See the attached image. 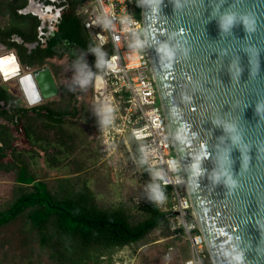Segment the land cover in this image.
I'll return each mask as SVG.
<instances>
[{"label": "water", "instance_id": "water-1", "mask_svg": "<svg viewBox=\"0 0 264 264\" xmlns=\"http://www.w3.org/2000/svg\"><path fill=\"white\" fill-rule=\"evenodd\" d=\"M139 16L185 214L211 264H264V0H140ZM30 75L38 100L58 92Z\"/></svg>", "mask_w": 264, "mask_h": 264}, {"label": "trees", "instance_id": "trees-1", "mask_svg": "<svg viewBox=\"0 0 264 264\" xmlns=\"http://www.w3.org/2000/svg\"><path fill=\"white\" fill-rule=\"evenodd\" d=\"M79 2L70 1L45 46L32 52L36 53L35 60H32V55H23L19 49L20 65L42 64L44 58L53 56L56 48L65 43L90 51V68L100 72L98 60L109 54L112 48L110 45L97 46L89 39L81 20L74 13ZM21 5L19 0L9 2L4 5L5 9H0V14H9L14 21L23 17L16 12ZM136 11L140 13L139 0H136ZM17 23L14 21L0 28V41L8 48L17 46L12 41V34H18L23 39L34 38L32 23ZM30 109L56 123L63 122V113L55 112L47 105H35ZM7 111L17 118L27 109L0 85V115L7 116ZM0 128L3 130H0V170H8L12 166H18L19 170L16 171V185L12 188L10 200L0 209V264H99L101 256L111 260L114 249L149 241L155 229H160L161 236L172 234L167 212L161 210L153 198L154 189L159 190L162 196H168L169 187L154 186L152 183L137 205L124 202L100 206L79 177L54 180L28 175L15 154L6 152L7 148L12 152L14 150L7 127L0 124ZM29 134L26 131L30 137ZM135 151L138 152L137 147ZM6 155H9L10 162L3 160ZM15 220L19 221L16 231L11 235H2L5 227Z\"/></svg>", "mask_w": 264, "mask_h": 264}, {"label": "built area", "instance_id": "built-area-1", "mask_svg": "<svg viewBox=\"0 0 264 264\" xmlns=\"http://www.w3.org/2000/svg\"><path fill=\"white\" fill-rule=\"evenodd\" d=\"M74 13L97 46L112 48L101 59L100 72L92 76L96 126L103 151L112 153L126 134L136 142L140 162L154 186L169 187L168 196L154 200L161 210L175 212L169 217L170 236L187 245L182 264H211L202 234L185 214L191 203L158 102L136 0H80ZM112 56L116 59L111 60ZM176 244L165 247L167 260L175 254Z\"/></svg>", "mask_w": 264, "mask_h": 264}, {"label": "rangeland", "instance_id": "rangeland-1", "mask_svg": "<svg viewBox=\"0 0 264 264\" xmlns=\"http://www.w3.org/2000/svg\"><path fill=\"white\" fill-rule=\"evenodd\" d=\"M12 1L14 0H0V9H5L4 5L7 6ZM10 19L8 14H0V28L7 25ZM20 51L23 55L26 54L25 48H21ZM3 52L15 53L13 48L6 47L0 41V55ZM90 53V51L80 47L63 43L56 48V53L53 56L44 58L42 64H21V73L29 72L25 66L33 70L32 72H37L44 67L48 68L56 82L58 92L45 98L47 100L40 98L35 102L36 104H29L25 98L18 76L6 79L5 75L0 72V85L19 99L20 106L27 109V112L17 118L11 111H7V116L6 114L0 115V124L7 127L12 148L15 147V151H19L12 152L11 149L7 148V153H14L19 161L26 163L27 154L22 152L26 147L35 151V153L30 154L31 157L37 158L38 155H45V151H49L48 159H50L54 156L57 145L65 143L66 147H70L72 142L78 144V138L73 132L79 124L77 112L82 108L83 110L87 109L86 107L89 108V105L92 104V76L95 71L90 68ZM32 58V60L36 59L35 56ZM97 67H101V59L98 60ZM40 104L49 106L55 112L63 113V122L56 123L42 115H37L30 109L32 106ZM1 131L3 132V130ZM26 131L30 133V137L26 135ZM41 147L46 150H42ZM127 155L126 152L120 151L119 159L115 161L111 170V179L108 182L109 190L100 194L97 201L100 206L108 207L124 202L137 205L153 183L150 174H147V177L145 174H141L140 168L136 164H131L130 156ZM68 157H70V153L66 159ZM3 160L10 162L9 155H6ZM34 161L40 163L37 159ZM34 172L43 174L42 169L37 167ZM53 175L52 173L51 175L47 174V178ZM13 177L12 170L0 171V209L4 208L10 200L12 188L16 185ZM41 177L46 176L42 175ZM18 222L15 220L9 223L2 235L13 234ZM150 237L149 241L144 243H134L114 249L111 253V260L107 256H101L99 264H182V261L187 257V245L184 240L176 239L175 241L170 235L161 236L160 229H155ZM175 242H177V252L171 256V259L167 260L164 255L165 247L169 243L175 245Z\"/></svg>", "mask_w": 264, "mask_h": 264}, {"label": "crops", "instance_id": "crops-1", "mask_svg": "<svg viewBox=\"0 0 264 264\" xmlns=\"http://www.w3.org/2000/svg\"><path fill=\"white\" fill-rule=\"evenodd\" d=\"M84 31L88 35L89 39L94 43L93 38L85 29ZM74 46L79 47L77 45ZM1 55L4 56L0 58V69L5 75V78L8 79L9 76L14 73L16 64L11 56V53ZM11 61L12 63L8 64ZM5 64L6 66H4ZM31 73L34 72H29V74ZM86 108L87 109L84 110L82 108V110L77 112V116H79V124L78 127L74 128L73 132L78 138V144L72 142V147H66L65 143H62L63 145H57L58 147L54 151V156L50 159H48L49 151H45L46 149L44 147H41V149L44 150L46 154L38 155L37 158L31 157L30 154L35 153V151L26 147L22 151L27 154V157L25 158L26 163L23 161V166L21 167L26 168L27 174L34 175L35 178H40L42 175H45V178H47V174L51 175V173L54 175L49 178L54 180L58 178L79 177L82 180V184H84L92 192L94 199L98 201L100 194L108 192L109 190L108 182L109 179H111V170L113 169L115 161H118L121 150L126 152V155L129 154L127 156H130V163L136 164V166L140 168L141 174H145L147 177V174L150 173L140 162L139 153L135 151L137 144L128 134H126L123 139L118 141L116 148L112 153H106L103 151L101 137L96 126V111L95 104L93 102V94L92 104L89 105V108ZM31 143L34 144L33 141H31ZM13 150L15 151L16 148L14 147ZM39 152L41 151L39 150ZM68 153H70V157L66 159ZM36 159L40 161V163L37 162V164L34 161ZM36 167L42 169L43 174L35 173L34 169H36ZM8 170L13 171L14 180L16 171H19L18 166H12Z\"/></svg>", "mask_w": 264, "mask_h": 264}, {"label": "flooded vegetation", "instance_id": "flooded-vegetation-1", "mask_svg": "<svg viewBox=\"0 0 264 264\" xmlns=\"http://www.w3.org/2000/svg\"><path fill=\"white\" fill-rule=\"evenodd\" d=\"M70 1L71 0H19V3H22V5L16 8V12L23 17H18L14 21H17L18 25L22 23H32L34 38L31 40H29V37L23 39L18 34H12V41L17 45L15 48L12 47L15 53L3 52L1 54L11 53L13 60L15 59L19 62L17 53L19 49L25 48L27 55H32V57L36 56V53L32 54V52H34L35 49L45 46L46 40L56 31L63 13L70 5ZM9 18L11 19L8 21V24H10L9 22L11 21V23H13L12 17L9 16ZM9 63H12V61ZM4 66H6V64ZM27 72L28 71L23 73Z\"/></svg>", "mask_w": 264, "mask_h": 264}, {"label": "bare ground", "instance_id": "bare-ground-1", "mask_svg": "<svg viewBox=\"0 0 264 264\" xmlns=\"http://www.w3.org/2000/svg\"><path fill=\"white\" fill-rule=\"evenodd\" d=\"M3 56L4 55H1L0 58L3 57ZM14 61H15V64H16L15 71H14V73L11 76H9V78L14 77V76H18L19 81H20L19 83H20L21 88H22V90H23V92L25 94L26 99L30 102V104H33V103L37 102L39 97H40L39 92L36 89L35 82H34L33 78L31 77V75L29 74V72H27V73H18V71L21 70L20 69V64L15 59H14ZM0 72H1V69H0Z\"/></svg>", "mask_w": 264, "mask_h": 264}, {"label": "clouds", "instance_id": "clouds-1", "mask_svg": "<svg viewBox=\"0 0 264 264\" xmlns=\"http://www.w3.org/2000/svg\"><path fill=\"white\" fill-rule=\"evenodd\" d=\"M115 59H116L115 56L111 57V60H115ZM97 80H99V77H97ZM153 198L157 199V200H161V199H163V196L159 190L154 189ZM232 259L236 262V264H239V262L242 260V256L238 253L235 256H233Z\"/></svg>", "mask_w": 264, "mask_h": 264}]
</instances>
